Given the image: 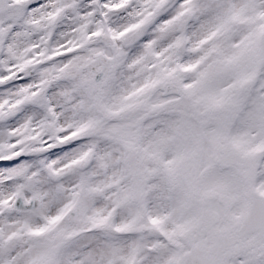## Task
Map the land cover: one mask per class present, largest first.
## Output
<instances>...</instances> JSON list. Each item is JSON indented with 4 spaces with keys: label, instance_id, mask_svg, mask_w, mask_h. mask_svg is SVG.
Returning <instances> with one entry per match:
<instances>
[{
    "label": "rangeland",
    "instance_id": "rangeland-1",
    "mask_svg": "<svg viewBox=\"0 0 264 264\" xmlns=\"http://www.w3.org/2000/svg\"><path fill=\"white\" fill-rule=\"evenodd\" d=\"M174 3L176 0H147L142 11L129 18L131 26L118 39L124 41L134 32L142 31L166 5ZM242 10L253 20L244 29L232 21V16L243 14ZM107 59L114 61V73L102 91L94 93L91 80ZM202 63L207 76L201 79L197 74ZM80 71L84 73V87L77 115L84 128L95 122L110 128L105 134L92 136L99 138L101 147L115 158L116 166L108 170L107 176L96 173L87 179L66 176L62 202L47 209L55 214L63 208L60 219L45 235L13 240L14 245H22L32 254L35 249L30 246L31 240L68 238L87 226L129 241L117 247L113 260L142 264V253L149 247L146 241L154 240L156 235L149 223L152 217L167 220L169 232L175 231V222L185 225L169 242L178 249L176 259L182 258L185 233L193 234L199 241L217 242L221 232L238 223L245 211V191L238 170L225 171L229 182L224 191L214 186L223 170L215 166L205 177H197L201 187L195 184L193 170L195 165H201L202 159L209 161L213 153L219 155L221 148L248 153L264 146V0H186L178 6L174 19L161 27L158 38L142 52L130 57L117 47L111 53H100L87 60ZM251 76L258 82L247 105L232 128L222 130L214 120V110L237 102ZM218 79L220 84L215 88L213 84ZM168 82L177 85L180 96L164 97L163 87ZM113 83L116 85L110 90ZM160 105L165 106L160 109ZM97 106L102 112L95 110ZM156 108L159 112L151 115ZM123 126L127 128L125 133L121 130ZM194 137L199 143L191 142ZM174 156L183 160L177 171L159 167L158 159L162 162ZM139 176L151 178L144 200L147 217L140 213L136 196L131 197V185L140 180ZM86 182L93 195L82 200V185ZM255 185L264 194V163ZM194 187L201 188L200 198L194 196ZM212 194L222 195L231 206L225 212L224 222L206 233L199 230L201 210L205 204L213 203L209 201ZM75 208L79 209V217L72 216ZM25 223L35 227L37 218L6 222L4 226L8 230L11 225V230L16 231ZM251 240V249L241 256L247 254L250 264H261L264 237L254 235ZM151 248L158 250L159 245L153 244ZM49 264H54V258L49 259Z\"/></svg>",
    "mask_w": 264,
    "mask_h": 264
},
{
    "label": "snow or ice",
    "instance_id": "snow-or-ice-1",
    "mask_svg": "<svg viewBox=\"0 0 264 264\" xmlns=\"http://www.w3.org/2000/svg\"><path fill=\"white\" fill-rule=\"evenodd\" d=\"M146 2L0 0V264H49L50 258L54 264H129L112 259L117 247L129 241L99 228L86 226L62 239H33L32 254L12 241L47 233L56 224L63 208L55 214L47 209L62 202L66 176L87 179L114 170L115 158L99 138L86 131L76 134L84 128L76 110L84 87L80 68L117 47L130 57L142 52L186 0L166 5L127 42L118 39ZM207 163L202 160L201 166ZM32 218H37L35 227L25 223L12 231L4 226ZM149 223L156 235L146 241L142 264H224L226 246L191 237L176 259L178 249L169 242L185 225L175 222V231L169 232L163 218L152 217ZM153 244L159 249L153 251ZM232 264H250V258L239 256Z\"/></svg>",
    "mask_w": 264,
    "mask_h": 264
},
{
    "label": "water",
    "instance_id": "water-1",
    "mask_svg": "<svg viewBox=\"0 0 264 264\" xmlns=\"http://www.w3.org/2000/svg\"><path fill=\"white\" fill-rule=\"evenodd\" d=\"M112 70L113 68L110 62L109 65H105L103 70L97 74L93 82L96 91L101 90L103 80L112 72ZM256 82V79H252V81L244 89V99L239 101L233 107L217 109L216 118L223 127L231 126L237 119L241 113L242 106L246 103L247 97L254 88ZM260 159L261 153H257L249 157H243L237 152L231 153L232 165H236L242 170L247 167L249 169L248 176L250 177L254 174ZM76 213L77 211L74 212V214ZM211 225L212 224L208 225V229ZM255 233H259L264 236V197H261L257 193H252L250 209L246 217L235 229L226 232L219 239L218 244L224 245L228 249L224 253V264H229L231 260L245 253L251 246V242L247 241V238ZM189 237L193 238L191 235H187L185 237V241H187Z\"/></svg>",
    "mask_w": 264,
    "mask_h": 264
},
{
    "label": "bare ground",
    "instance_id": "bare-ground-1",
    "mask_svg": "<svg viewBox=\"0 0 264 264\" xmlns=\"http://www.w3.org/2000/svg\"><path fill=\"white\" fill-rule=\"evenodd\" d=\"M242 15H234V16H232V21H233V23L234 24H236L238 27H243V29H244V26L246 27L247 25H249L253 20H251V19H248V17H246V12L244 11V10H242ZM258 19H261V18H258ZM101 53H103V54H107V52H101ZM124 68V67H123ZM198 68V67H197ZM204 70H205V67H204V65H203V63H202V69L198 72V74H197V77L198 78H206V73H204ZM219 73V72H218ZM217 73V75H219ZM220 76V75H219ZM220 84V79H218V80H216V82L213 84V85H216V86H214L215 88H217V86ZM116 84L115 83H113L110 87H109V89L110 90H113V88H114V86H115ZM144 106H145V104H144ZM147 107L149 106L148 104L146 105ZM95 110L98 112H102L101 110H99V107L97 106L96 108H95ZM132 111V110H131ZM128 113V111H126V114ZM120 122H124V120H123V117L120 119ZM132 123V122H131ZM128 126V125H127ZM131 127V126H130ZM107 129H110L109 127H107L105 124H103V123H100V122H95V123H93V124H91V123H89V126H88V128L87 127H85L84 128V130H82V131H79V132H77L76 134H80L81 132H87V134H90V135H95V136H97V135H102V134H105V132L107 131ZM121 130H122V132L123 133H125V132H127V128L125 127V126H123V128H121ZM129 130H130V128H129ZM114 131H116V129H114ZM113 132V131H112ZM109 135H112V134H109ZM82 187H83V193L81 194V199L82 200H84L85 198H88L90 195H93L92 193H93V191L91 190V189H89L88 188V184H87V182L84 184V185H82Z\"/></svg>",
    "mask_w": 264,
    "mask_h": 264
},
{
    "label": "flooded vegetation",
    "instance_id": "flooded-vegetation-1",
    "mask_svg": "<svg viewBox=\"0 0 264 264\" xmlns=\"http://www.w3.org/2000/svg\"><path fill=\"white\" fill-rule=\"evenodd\" d=\"M220 187L222 188V189H224L225 188V183L222 181V182H220Z\"/></svg>",
    "mask_w": 264,
    "mask_h": 264
}]
</instances>
